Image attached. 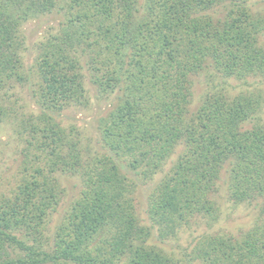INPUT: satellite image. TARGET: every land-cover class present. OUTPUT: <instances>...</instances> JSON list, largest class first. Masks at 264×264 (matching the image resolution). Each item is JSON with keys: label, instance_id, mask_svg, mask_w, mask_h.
Returning a JSON list of instances; mask_svg holds the SVG:
<instances>
[{"label": "trees", "instance_id": "trees-1", "mask_svg": "<svg viewBox=\"0 0 264 264\" xmlns=\"http://www.w3.org/2000/svg\"><path fill=\"white\" fill-rule=\"evenodd\" d=\"M247 1L0 0V90L33 84L39 107L23 124V175L0 201V264H175L148 243L152 228L163 239L182 222L215 213L208 197L222 172L229 200L256 203L260 214L238 237L204 240L196 258L264 264V125L245 127L264 98L227 88L230 80H264V12L250 15ZM51 15L61 17L56 33L34 45L25 68L21 28ZM202 74L218 81L191 111ZM86 83L113 101L97 120L106 154L83 161L55 119L87 104ZM178 147L148 196L144 226L128 196L129 175L149 180ZM57 173H79L81 189L48 236L64 192Z\"/></svg>", "mask_w": 264, "mask_h": 264}, {"label": "rangeland", "instance_id": "rangeland-1", "mask_svg": "<svg viewBox=\"0 0 264 264\" xmlns=\"http://www.w3.org/2000/svg\"><path fill=\"white\" fill-rule=\"evenodd\" d=\"M142 2V0H139ZM246 6L249 8L250 15L261 14L264 12V0H248ZM216 13H223L222 7L214 9ZM61 17L56 15L44 16L25 23L22 28V35L25 40L26 50L23 53L25 68L34 63L35 47L39 41L44 40L49 35H54ZM259 45L264 47V34L259 37ZM34 81V80H33ZM218 80H213V85ZM215 82V83H214ZM207 79L205 75L195 77L192 88V103L190 110H194L199 104L201 96L207 90ZM228 91L231 95L237 93L252 92L259 93L264 98V80L260 78L247 79L246 82L229 81ZM33 84L9 83L0 90V201L12 196L23 172L25 165L24 150L28 133L23 131V124H26V117L34 116L39 113V107L35 104L32 97ZM87 104L71 106L62 110L58 115L57 122L64 128L68 137L77 141V147L82 153L83 161L102 156L105 149L99 142L97 120L109 109L113 96L104 98L95 94L88 84L85 85ZM3 110V111H2ZM25 119V120H24ZM24 120V121H22ZM258 121L264 125V101L260 112L251 123L245 127L249 128L252 123ZM182 147H178L170 157L162 163L159 172L149 180L129 178L135 182L133 192L128 195L132 200L135 214L144 226H150V221L146 218L148 196L158 183V181L169 171L175 158L181 152ZM127 161V160H126ZM63 195L56 211L49 217L47 225V235L50 236L54 227L59 223L64 211L70 203L76 199L81 189V177L75 174H55ZM220 179L216 183L214 193L209 195V199L214 201V209L217 210L210 217L195 216L187 223L182 224L174 230L173 234L159 239L158 230L152 228V235L149 244L162 249L175 264H202L196 258L197 251L202 246V242L214 236H233L238 237L253 226L260 214V209L256 203L234 204L228 198L226 176L222 172ZM212 209L213 211H215Z\"/></svg>", "mask_w": 264, "mask_h": 264}]
</instances>
